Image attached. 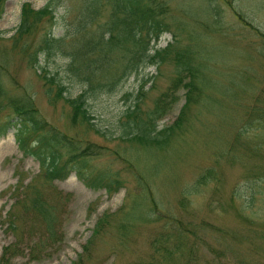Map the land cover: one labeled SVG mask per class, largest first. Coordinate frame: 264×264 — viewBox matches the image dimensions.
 Returning a JSON list of instances; mask_svg holds the SVG:
<instances>
[{"label": "rangeland", "instance_id": "374dc122", "mask_svg": "<svg viewBox=\"0 0 264 264\" xmlns=\"http://www.w3.org/2000/svg\"><path fill=\"white\" fill-rule=\"evenodd\" d=\"M88 1L8 0L0 19L2 81L7 97L30 96L57 133L100 150L87 158L89 170L121 185L114 193L90 188L75 172L53 184L43 181L39 162L23 153L12 128L0 138V264H264V121L253 114L264 110V0H157L168 10L160 18V41L152 43V54L164 51L162 63L110 93L91 94L68 72L69 58L42 59L49 77L66 87L65 98L90 92L92 118L75 125L70 104L51 102L40 71L10 46L25 3L35 10L50 5L58 18L54 33L62 36L66 24L88 13ZM104 2L101 23L115 0ZM179 54L189 55L198 72L196 101L180 127L169 130L186 102L184 86L155 128L148 119L177 76ZM136 106L138 125L126 114ZM11 116L7 108L0 111V121ZM154 128L157 143L136 140ZM60 153L65 161L67 153ZM32 179L59 216L60 240L45 251L33 250L38 239L29 238L35 219L25 212L26 186ZM11 245L17 246L4 257Z\"/></svg>", "mask_w": 264, "mask_h": 264}, {"label": "trees", "instance_id": "16d2710c", "mask_svg": "<svg viewBox=\"0 0 264 264\" xmlns=\"http://www.w3.org/2000/svg\"><path fill=\"white\" fill-rule=\"evenodd\" d=\"M7 1L0 0V19L5 13ZM87 4L88 13H82L77 17L79 20L74 19L71 23L66 24L64 34L56 36L54 29L58 18L55 10L50 5L35 10L30 3H25L21 9L20 24L11 37L10 46L25 55L28 63L40 71L49 85L47 94L51 102H56V99H65L70 104L73 110L71 122L75 125L82 121L89 122L92 118L87 108V94L91 92L96 95L115 91L123 81L134 73L148 65L161 64L164 52L156 50L152 54V49H154L152 43L156 44L160 41L161 32L164 30L163 22L160 20L168 11L164 3H159L157 0H115L110 16L105 23L99 22L98 19L105 4L104 0H89ZM3 36L4 33L0 31V46L3 44ZM3 53L8 54L9 50L4 48ZM57 56L69 58L68 72L73 78L79 79L89 87V93L85 91L76 99L65 98L66 87L51 79L48 71L41 66L42 59L49 61ZM188 56L181 54L177 56L176 65L179 68L177 76L168 94L156 103L153 117L148 119L155 128H157L155 124L157 116L164 112L170 98L184 86L188 89L186 102L179 121L169 130L174 131L178 125L180 127L186 108L196 101L194 94L198 92L199 88L197 84L198 72H195L187 63ZM3 64L0 63V111L7 108L12 111L13 116L0 121V138L15 128L16 139L21 150L26 156H31L39 162L41 178L47 183L53 184L64 180L75 172L88 187L104 188L108 193H114L116 191L114 189L118 188L121 182L115 177L105 178L95 175L87 165V158L99 155L100 150L93 145H88L83 149L79 146L80 143L75 142L72 137L57 133L54 127L39 116V111L30 96L24 94L20 97L6 96V89L2 81V75L5 73V70L1 68ZM185 73L189 75L187 76ZM53 86L57 87L56 93H54ZM138 112V106H136L126 113L127 118L131 119L130 121L133 120V123L136 122V125L139 124L137 122ZM261 112L258 113V110L253 112L258 121H264V110ZM155 128L151 134L141 132L136 140L143 144L157 143L156 138H153V134L157 132ZM61 151H65L68 155L65 161L62 160ZM35 183L36 180L32 179L26 186L29 203L25 206V212L29 215L32 212L35 219L29 234V238L37 237L38 239L37 242H34L33 250L45 251L60 240L61 235L56 231L59 216L53 207H49L45 203L43 193L35 187ZM21 195L19 198L26 197ZM9 222V228L15 227L13 221ZM103 223L104 218L99 223V230L94 231L92 238L84 247L85 253L91 248L90 244L94 238L96 239ZM13 246L6 247L4 257L13 249ZM75 264H80V262Z\"/></svg>", "mask_w": 264, "mask_h": 264}]
</instances>
